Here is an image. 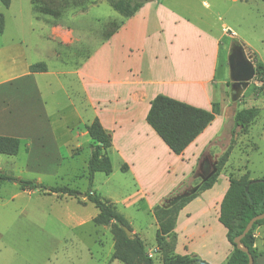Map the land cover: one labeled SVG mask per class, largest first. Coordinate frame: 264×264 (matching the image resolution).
<instances>
[{
    "label": "crops",
    "instance_id": "0c3cea01",
    "mask_svg": "<svg viewBox=\"0 0 264 264\" xmlns=\"http://www.w3.org/2000/svg\"><path fill=\"white\" fill-rule=\"evenodd\" d=\"M0 12L4 16L0 32V135L19 138L25 169L47 170L49 164L58 167L65 157L78 154L89 144L86 125L98 117L111 136L107 151L121 166L125 164V171L134 174L137 181L144 170L159 168L163 154L169 155L171 161L162 167L171 182L153 201L142 187L120 200L128 208L148 199L147 211L155 221V205H161L179 185L194 186V182L179 181L189 176L200 156L207 154L214 159L224 152L220 131L235 105L226 98L231 78L217 72L223 33L210 32L166 0L145 2L102 40L99 34L94 38V34L81 30L77 33L74 25L46 18L30 0H11L8 7H0ZM38 62H43L46 70L30 71V66ZM157 94L206 110L217 104L214 119L179 155L170 151L146 121L150 101ZM206 164L203 161L205 169ZM226 166L210 188L198 192L179 210L173 236L167 238L172 239L175 254L196 255L209 264L227 261L232 245L218 220L220 203L229 186L228 175L220 182ZM136 172H141L140 176ZM91 192L96 194L95 190ZM111 202L116 206L117 201ZM116 209L127 219L132 233L145 242L143 228L133 227L127 213ZM84 223L83 219L76 221L77 226ZM154 225L156 229V221ZM97 226L110 232L109 225ZM254 236L256 263L264 264V223L254 229ZM111 239L112 251L106 257L88 249L82 259L77 253H64L61 259L67 264L82 260L124 264L111 259L112 234ZM97 245L103 248L102 239ZM147 251L155 262L160 261L156 244ZM56 258V253L49 257Z\"/></svg>",
    "mask_w": 264,
    "mask_h": 264
},
{
    "label": "rangeland",
    "instance_id": "374dc122",
    "mask_svg": "<svg viewBox=\"0 0 264 264\" xmlns=\"http://www.w3.org/2000/svg\"><path fill=\"white\" fill-rule=\"evenodd\" d=\"M166 2L199 25H204L203 27L210 32L223 33L217 65L218 75L224 73L230 78L228 56L235 46L241 47L254 66L256 56L247 49L254 52L264 64V0H166ZM24 4L27 5V1ZM0 7L3 8L1 4ZM44 15L46 18L74 25L77 33L81 30L87 35L94 34V38L99 34L100 40L104 38V30L121 19L106 0H97L83 13L79 11L78 6L71 3L65 9V13L57 19ZM224 27L230 29V33H235V36L231 37L230 33H226ZM89 41L91 39L85 42ZM86 53L87 51L84 55ZM259 80L261 79L253 77L243 89V94L241 91L235 99L233 96L236 90L231 86L232 79L226 87V98L230 104L235 105V108L229 111L220 131V147L223 151L228 148L230 150L220 182H224L226 175L238 177L246 171L251 178L264 176V84L263 88L257 87L255 81ZM252 106L259 109V114L244 131L234 124V111ZM90 142L89 139V144ZM88 145L85 144L78 154L65 157L59 168L49 164L47 170L25 169L22 151L15 155L0 153V170L4 173L19 178L35 179L47 186L68 185L80 192L79 199H76L66 195L57 196L54 193L45 194L39 190L24 191L19 188L17 182L3 181L0 184V264H67L61 259L64 253H77L79 258H84L88 249L104 257L112 251L110 232L95 225L91 219L97 209L90 201L81 203L83 199H87L81 194L89 189L86 167L90 156ZM107 152L110 160L112 159V171L109 174L95 172L90 189L95 190L100 197H109L107 199L117 201L116 207L127 213L133 227L143 228L146 248H152L155 245L156 229L155 221L147 211L148 199L143 198L137 205L128 208H124L120 200L133 196L142 187L149 200L153 201L159 190L171 182L163 168L171 159L168 154H163L159 168L153 171L144 170L142 173L136 172L139 176L141 173L137 181L134 174L120 168L121 164L117 163L116 156H112L110 151ZM219 156L210 159L207 154L201 155L189 176L179 179V182H194V186L188 188L177 186L161 205L167 206L175 199L178 201L195 193L199 182L214 170ZM203 161H207V169L203 167ZM79 219L85 221L81 226L76 225ZM99 238L102 239L103 248L97 245ZM53 253H56L58 258L49 259ZM77 264L101 263L98 261L85 263L82 260Z\"/></svg>",
    "mask_w": 264,
    "mask_h": 264
},
{
    "label": "trees",
    "instance_id": "16d2710c",
    "mask_svg": "<svg viewBox=\"0 0 264 264\" xmlns=\"http://www.w3.org/2000/svg\"><path fill=\"white\" fill-rule=\"evenodd\" d=\"M34 8L42 14L53 16L55 19L65 13V9L71 3L79 7L80 12H85L89 6L97 0H30ZM149 0H106L121 19L113 22L104 30V38L109 37L122 24L124 18L132 16L145 2ZM4 7H8L11 0H0ZM4 28V16L0 12V32ZM255 56V55H254ZM46 66L43 62L34 63L30 71H44ZM255 77L264 79V65L255 58ZM217 104H213L212 110H206L172 98L167 95L157 94L150 101L146 114V121L151 128L162 139L170 151L179 155L183 150L205 129L214 119ZM259 114L257 107H245L238 109L234 115V124L246 131L250 124ZM86 131L90 138V156L87 160V172L89 189L84 194L98 210L92 221L96 225H109L114 242V250L111 259H117L124 264H209L196 255H179L173 252V241L168 237L173 236L172 231L179 210L192 199L198 192L210 188L216 181L220 171L225 166L230 155L229 148L218 158L215 171L202 181L198 190L176 201L169 207L155 205L152 214L155 218L157 228L155 231V244L161 254L160 261L155 262L149 255L144 240L136 233L128 237L122 226L132 230L127 219L120 213L113 202L102 199L91 192L90 186L95 172L109 174L112 171L111 160L107 149L111 146V136L102 126L98 117H95L86 125ZM20 140L17 137L0 135V153L15 155L19 151ZM126 165L121 166L125 170ZM264 180V176L257 177ZM249 172L238 177L229 176V186L220 203L218 220L226 229V236L232 245V251L224 264H247L248 255L236 247L234 238L244 229L247 222L254 215L264 212V181L251 182L253 179ZM17 182L21 190H39L45 194L55 193L57 196H72L79 199L80 192L68 185L47 186L35 179H25L4 173L0 170V184L3 181ZM264 223V219L257 220L249 231L241 238V243L252 255L254 262L258 257L257 249L254 247V229Z\"/></svg>",
    "mask_w": 264,
    "mask_h": 264
},
{
    "label": "water",
    "instance_id": "95a60500",
    "mask_svg": "<svg viewBox=\"0 0 264 264\" xmlns=\"http://www.w3.org/2000/svg\"><path fill=\"white\" fill-rule=\"evenodd\" d=\"M228 65H229V69H230V78L232 79L231 86H232V88H235V90H236L235 95L233 96V98L235 99L241 93V91L245 87L248 86L250 80H252V78L254 77L255 66H254V63L245 56L243 50L239 46H235L231 49V52L228 56ZM215 169L216 168H214V170L212 172H214ZM211 173L208 176H210ZM207 177H205V179ZM256 181H264V180L257 178V179H253L251 182H256ZM197 188H199V187L197 186L195 188V190H197ZM81 196L84 197V194H81ZM175 202H176V199L165 207H169L172 204H174ZM260 219H264V212L256 214L252 218H250V220L245 225L243 231L238 236H236L234 238V243H235L236 247L247 253V255H248V263L247 264H253L254 259H253L252 255L249 253L248 249L242 245L241 238L249 231V229L252 227V225L257 220H260ZM122 228L128 237H130L132 235L131 229H129L126 226H122Z\"/></svg>",
    "mask_w": 264,
    "mask_h": 264
},
{
    "label": "built area",
    "instance_id": "2783aa9c",
    "mask_svg": "<svg viewBox=\"0 0 264 264\" xmlns=\"http://www.w3.org/2000/svg\"><path fill=\"white\" fill-rule=\"evenodd\" d=\"M224 31L226 32V33H230V29H228V28H226V27H224ZM230 36L231 37H234L235 36V33H230ZM254 77H255V75H254ZM253 79V78H252ZM263 84H264V81L263 80H259V81H255V85L257 86V87H260V88H263ZM254 234V233H253Z\"/></svg>",
    "mask_w": 264,
    "mask_h": 264
}]
</instances>
